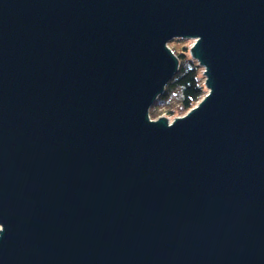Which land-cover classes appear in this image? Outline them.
Segmentation results:
<instances>
[{"label":"water","instance_id":"95a60500","mask_svg":"<svg viewBox=\"0 0 264 264\" xmlns=\"http://www.w3.org/2000/svg\"><path fill=\"white\" fill-rule=\"evenodd\" d=\"M0 264H264V0H0Z\"/></svg>","mask_w":264,"mask_h":264},{"label":"trees","instance_id":"16d2710c","mask_svg":"<svg viewBox=\"0 0 264 264\" xmlns=\"http://www.w3.org/2000/svg\"><path fill=\"white\" fill-rule=\"evenodd\" d=\"M173 43L179 46L170 48L178 59V68L165 85L163 92L149 107L150 119H158L157 117L161 114L165 116L183 115L206 93L204 78L200 74L202 69L190 58L187 43L182 39L169 42V44Z\"/></svg>","mask_w":264,"mask_h":264},{"label":"rangeland","instance_id":"374dc122","mask_svg":"<svg viewBox=\"0 0 264 264\" xmlns=\"http://www.w3.org/2000/svg\"><path fill=\"white\" fill-rule=\"evenodd\" d=\"M185 41V43H187V47L189 48L190 46H191V44H192V40H184ZM178 44H175V43H173V44H169V48H172L173 46L174 47H179V46H177ZM201 100V99H200ZM199 100V101H200ZM198 101V102H199ZM183 115H185V114H183ZM183 115H180V116H183ZM180 116H177V115H174V116H165L164 114H161L159 117H157V118H165V119H167V121L170 123L174 118H176V117H180ZM156 119V118H155ZM155 119H152V120H155Z\"/></svg>","mask_w":264,"mask_h":264}]
</instances>
